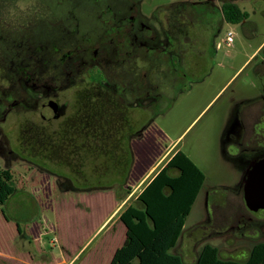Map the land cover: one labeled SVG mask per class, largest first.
Segmentation results:
<instances>
[{"label": "rangeland", "instance_id": "rangeland-1", "mask_svg": "<svg viewBox=\"0 0 264 264\" xmlns=\"http://www.w3.org/2000/svg\"><path fill=\"white\" fill-rule=\"evenodd\" d=\"M193 1L198 0H140L139 6L146 21L158 27L157 18L164 17L166 9H174L182 19H188L186 14L192 12ZM234 1L249 15L245 28L226 24L221 36L215 37L220 43L216 52L205 65H193L198 70L195 78L183 84L168 104L151 106L147 115L138 109L130 110L126 117H119L121 123L115 114L109 117L107 125L114 132L110 143L109 130L107 139L101 136L102 146L75 138L79 132L78 97L94 96L95 92L89 81L74 84L54 98L69 106L67 115L59 120H43L38 109L37 113L0 110V169L11 170L18 191L0 204L1 248H9L10 236L20 226L23 232L15 236V244L26 243L36 261L45 262L51 255L61 257L64 252L75 255L100 221L112 213L114 194L133 190L138 176L134 172L148 170L168 150L169 154L141 191L123 207L131 202L138 206L147 203L158 180L188 156L206 179L172 252L192 264L202 249L211 245L220 249L223 258L243 260L244 250L249 251L258 240H264V224L258 226L261 231L256 239L244 237L235 229L239 225L237 212L245 211L237 193L250 163L234 158L231 147L225 143L242 104L264 96V0ZM102 5L103 0H0V71L5 80V84L0 81V89L12 83L6 89L10 101L22 93L17 77L10 81L13 70L18 69L12 66V60L18 64L25 61L18 70L22 80L27 79L28 65H44L43 76L50 83L53 79L47 74L59 73L66 67L57 51L74 54L73 46L82 37L78 30L93 29V22L84 19H89ZM229 31L233 32L234 41L228 45ZM70 71L74 76L75 68L70 67ZM124 82L118 81L120 89L130 86L128 81ZM34 96L38 98V93ZM54 107V103L47 102L45 109L53 111ZM95 116L90 110L86 121L93 122ZM124 124L133 129H124L122 133L120 125ZM124 135L128 143H124ZM209 201L222 208L207 221L212 213ZM117 219L104 231L103 227L102 233L96 234L92 244L73 263L137 262L141 249L135 241L125 245L130 233L120 219L116 224ZM32 222L42 226L40 242L27 233ZM247 231L246 235L250 234ZM213 232L215 236L211 235ZM3 262L0 258V264Z\"/></svg>", "mask_w": 264, "mask_h": 264}, {"label": "flooded vegetation", "instance_id": "flooded-vegetation-1", "mask_svg": "<svg viewBox=\"0 0 264 264\" xmlns=\"http://www.w3.org/2000/svg\"><path fill=\"white\" fill-rule=\"evenodd\" d=\"M139 1L103 0L104 5L89 19H84L93 22V29L78 30L82 37L73 46L76 47L74 54L73 51L68 54L57 51L61 56L60 62L66 63V67L59 73L53 71L47 74L53 79L50 83L43 76L46 75L43 74L44 65H28L27 79L22 80L18 70L25 61L18 64L16 60H12V66L18 69L13 70L14 76L10 81H15L17 77L16 83L22 93L18 99L10 101L6 89L12 83L5 85L0 89V110L8 113L12 112L10 109L37 113L38 109L43 120H59L67 115L69 106L65 102L60 104L54 98L74 84L89 81L95 92L94 96L84 94L78 97L79 132L75 138L80 142L92 140L102 146L101 136L104 135L107 139L108 130L111 132L113 129L107 125L109 117L115 114L121 123L119 117L123 114L126 117L130 110L138 109L147 115L151 106L162 102L168 104L178 95L183 84L195 78L198 70L193 65H205L212 53L216 52L220 43L215 41V37L221 36L225 25L238 24L245 28L247 20L233 23L227 19L224 5L231 3L238 6L234 0H198L190 3L192 12L185 13L188 19H182V15L176 14L174 9H166L164 17L157 18L156 27L149 24L142 15ZM70 67L75 68L74 76L69 72ZM123 79L124 84L128 81L130 86L120 89L118 81ZM0 81L5 84L1 71ZM35 93H38V98H35ZM42 98L45 101H41ZM47 102L54 103L53 111L45 109ZM90 102L92 103L87 104ZM43 110L49 114L59 111V115L45 119ZM90 110L96 115L91 123L86 121ZM124 129L132 130L133 127L120 125L122 133ZM109 135L108 143L112 141L110 139L114 132ZM124 139V143H128L125 135ZM225 143L231 147L234 158L250 163L249 170L264 159V96L242 104L227 131ZM246 177L247 174L244 180ZM244 180L241 191L237 194L243 200L245 211L237 212L236 220L239 225L235 229L244 237L256 239L257 233L261 231L258 226L264 224V209L253 211L247 206ZM209 207L212 213L207 221L214 218L215 213L222 208L219 203L212 201H209ZM246 231L250 234L246 235ZM260 242L264 243V240L256 243ZM253 246L249 251H243L246 252V258L240 261L248 259Z\"/></svg>", "mask_w": 264, "mask_h": 264}, {"label": "trees", "instance_id": "trees-1", "mask_svg": "<svg viewBox=\"0 0 264 264\" xmlns=\"http://www.w3.org/2000/svg\"><path fill=\"white\" fill-rule=\"evenodd\" d=\"M224 14L233 23L249 17L247 12L231 3L224 5ZM205 179L204 172L194 161L184 156L178 166L169 168L158 180L147 203L143 206L130 204L122 211L120 220L132 237L125 245H131L133 239L141 249L138 261L127 264H188L172 249L184 233L187 217ZM16 191L11 170L0 169V204H5ZM18 230L21 231L19 226ZM192 264H264V243H256L245 261L223 258L217 247L206 245Z\"/></svg>", "mask_w": 264, "mask_h": 264}, {"label": "crops", "instance_id": "crops-1", "mask_svg": "<svg viewBox=\"0 0 264 264\" xmlns=\"http://www.w3.org/2000/svg\"><path fill=\"white\" fill-rule=\"evenodd\" d=\"M260 47H258L255 50L254 53H256L259 50ZM245 64L246 63H244L243 65L240 66L239 71L245 66ZM168 152H169V150L167 152H165L162 155V157L156 163H154L151 166V168H149L148 170L134 172V174L135 175L138 174V176L135 178V187L132 188L133 190H131L130 192L125 191L126 193L123 191L124 193L123 192H120V194H116V193L114 194L113 199H112L113 200L112 202H113V205H114V209L112 210V213L107 218H105L104 220H101L100 221V224L98 225L96 231L90 235V237L87 239V241L82 245V247L80 248V250L75 255L72 256L71 254H67V253L64 252L61 257H56L55 258V257H53L51 255V256H49V260H47L45 262H42V261L41 262H38V261L35 260L34 257L31 256L32 253L30 252L29 247L27 248V244L26 243H23V244H20L19 243L18 245L15 244L16 243L15 236L16 235H19L18 233H22L23 232V229L20 226L19 227H20V230L21 231H19L18 230V226H16L17 233H15V234H13V235L10 236L9 248H4V247L1 248L0 247V258L3 259V261H4L3 264L6 263L5 261H7V264H9L8 262H13L15 264H75V263H73L74 260L79 256L80 252L88 244L91 243V241L92 242L94 241L93 239L95 238L96 234L98 232H100L103 227H104L103 231L106 230L116 218L119 217V219H120V214L122 213V211H124L125 208L128 205H130L132 202L130 204H127L126 207H123L124 204L128 200H131L132 197H135L137 195V193L141 191V189L144 187V184L150 179L151 175L158 168L159 164H161L164 161V159L166 158V156L169 154ZM128 187H130V189H131V186H128ZM25 197H27V196L25 195ZM17 200H19V199H17ZM22 200H19V201H22ZM29 210H31V207L30 206H29ZM82 211H84V210L82 209ZM113 216H114V218H112ZM119 219H117L116 224L119 223ZM109 220H110V222H108ZM7 221H9V220H7ZM185 228H186V225H185ZM27 229H28V232L27 233L31 234L32 238L33 239L35 238L34 239L35 241L36 240L38 242L41 241L40 236L43 235V232H42V226H41L40 223L32 222L27 227ZM101 233H102V231H101ZM129 237L127 239H129ZM130 238H132V237H130ZM42 240H44V239H42ZM131 240H132L131 242H134L133 239H131ZM42 243H43V241L41 242V246L43 245ZM81 256L82 255H80L79 257H81Z\"/></svg>", "mask_w": 264, "mask_h": 264}, {"label": "water", "instance_id": "water-1", "mask_svg": "<svg viewBox=\"0 0 264 264\" xmlns=\"http://www.w3.org/2000/svg\"><path fill=\"white\" fill-rule=\"evenodd\" d=\"M42 115L45 119H51L58 116L59 111L49 114L43 110ZM244 197L251 210L264 209V159L255 163L248 171L244 180Z\"/></svg>", "mask_w": 264, "mask_h": 264}, {"label": "built area", "instance_id": "built-area-1", "mask_svg": "<svg viewBox=\"0 0 264 264\" xmlns=\"http://www.w3.org/2000/svg\"><path fill=\"white\" fill-rule=\"evenodd\" d=\"M233 32L232 31H229L228 34H227V44L229 45L231 42H233Z\"/></svg>", "mask_w": 264, "mask_h": 264}]
</instances>
